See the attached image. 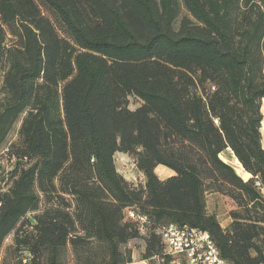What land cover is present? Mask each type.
I'll return each instance as SVG.
<instances>
[{"label":"trees","instance_id":"16d2710c","mask_svg":"<svg viewBox=\"0 0 264 264\" xmlns=\"http://www.w3.org/2000/svg\"><path fill=\"white\" fill-rule=\"evenodd\" d=\"M0 82V148L25 115L1 264H131L136 239L142 260L169 261L172 223L208 232L230 264H264V0H0ZM210 193L238 206L226 228Z\"/></svg>","mask_w":264,"mask_h":264},{"label":"built area","instance_id":"2783aa9c","mask_svg":"<svg viewBox=\"0 0 264 264\" xmlns=\"http://www.w3.org/2000/svg\"><path fill=\"white\" fill-rule=\"evenodd\" d=\"M16 158H0V190L7 189V182ZM257 186L264 195V186L259 182ZM1 205V203H0ZM128 217L141 223L147 221L146 216H140L134 211L128 212ZM223 228H226L222 226ZM164 252L170 257L167 264H230L220 253L219 248L208 232L201 231L188 225L169 224L160 230ZM150 259L142 264H149Z\"/></svg>","mask_w":264,"mask_h":264},{"label":"rangeland","instance_id":"374dc122","mask_svg":"<svg viewBox=\"0 0 264 264\" xmlns=\"http://www.w3.org/2000/svg\"><path fill=\"white\" fill-rule=\"evenodd\" d=\"M0 85H1V82H0ZM2 97L3 96L0 91V100L2 99ZM140 104H141V101L139 99L131 97L130 105H129L131 109H136ZM24 116L25 115L20 116V118L16 121L9 135L7 136L6 140L1 146L0 158L1 157L8 158L9 156L8 150L10 146L13 143H15L19 138V129H20ZM263 119H264V114H263ZM263 123H264V120H263ZM263 123H262L261 131L263 135V145H264V124ZM221 157L223 160L225 159V161L228 162L229 164L231 165L233 164L234 168L236 169L235 167L236 165L234 163V155L230 151L226 152L225 154H222ZM115 162H116L118 171L124 176H126L128 178L127 179L128 181L134 183L135 185L144 184L145 178H143V175L140 173L139 169L137 168L136 160L134 156L127 154V153L118 152L115 155ZM251 177H249L248 179H245L243 177V179L245 181H248ZM207 205H208V212L210 214H214L217 217L218 221L221 223V225L224 227H228L231 224L232 222L231 213L232 211L238 209V206L234 200H232L230 197L223 195L221 193L208 194ZM12 237L13 236L11 235L6 239L5 247L12 243ZM127 247L131 248L133 251V263L131 264H138L139 260H141V255L145 249V241L143 239L132 240L127 245ZM167 262H168L167 259L160 257V258L151 259L149 264H167ZM68 263L74 264V257L71 252H69L68 254ZM0 264H1V258H0Z\"/></svg>","mask_w":264,"mask_h":264},{"label":"crops","instance_id":"0c3cea01","mask_svg":"<svg viewBox=\"0 0 264 264\" xmlns=\"http://www.w3.org/2000/svg\"><path fill=\"white\" fill-rule=\"evenodd\" d=\"M142 175H143V178H145L144 174L142 172H140ZM156 173L157 175L161 178V179H166L172 175L175 174V172L168 168V167H165L163 165H159L157 168H156ZM126 179H128L126 176H124ZM145 183V182H144ZM143 260H139L138 264H142Z\"/></svg>","mask_w":264,"mask_h":264},{"label":"bare ground","instance_id":"6f19581e","mask_svg":"<svg viewBox=\"0 0 264 264\" xmlns=\"http://www.w3.org/2000/svg\"><path fill=\"white\" fill-rule=\"evenodd\" d=\"M228 159V158H227ZM225 160V159H224ZM230 160V159H229ZM231 161V160H230ZM234 163H235V167L237 172L242 175L245 179H247L250 174L244 170V168L242 167L241 163L238 161V159L236 157H234ZM233 165V164H232Z\"/></svg>","mask_w":264,"mask_h":264}]
</instances>
